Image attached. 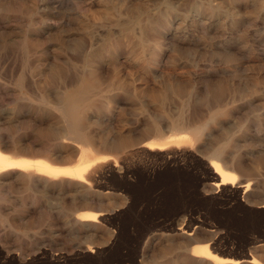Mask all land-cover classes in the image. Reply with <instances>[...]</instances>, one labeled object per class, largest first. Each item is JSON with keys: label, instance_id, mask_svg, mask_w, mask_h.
<instances>
[{"label": "rangeland", "instance_id": "rangeland-1", "mask_svg": "<svg viewBox=\"0 0 264 264\" xmlns=\"http://www.w3.org/2000/svg\"><path fill=\"white\" fill-rule=\"evenodd\" d=\"M82 80L103 90L92 146L110 158L85 186L4 172L0 264H264V0H0L6 142L54 144L39 97ZM179 114L207 119L192 146L142 145L147 123ZM120 134L127 145L103 149L99 136ZM216 163L233 185L213 183ZM200 242L232 260L200 256Z\"/></svg>", "mask_w": 264, "mask_h": 264}, {"label": "bare ground", "instance_id": "bare-ground-1", "mask_svg": "<svg viewBox=\"0 0 264 264\" xmlns=\"http://www.w3.org/2000/svg\"><path fill=\"white\" fill-rule=\"evenodd\" d=\"M149 27H151V25H149ZM100 80L101 79H99V81ZM99 83H101V81ZM106 86L109 85L107 84ZM102 91L99 87H97V85H95L94 81L82 80L80 81V84L74 89L65 90L57 95H51L49 93L41 95L39 99H47L48 101H50L51 108L56 111V124L52 127H50V125L48 126L49 129L51 128L50 133L52 135L51 137L54 139V144L49 142L47 143L45 140L36 139L34 137H28V142L25 143H21L20 139H12L6 142L5 136L0 135V154L8 158L7 163H15L21 165L17 168H9L6 165L0 167V178H2L3 174H5L4 172L8 173L12 171L16 173L14 175H19L29 180L38 179L43 182H47L55 179H60L64 182L69 183V181H73L80 186H85V184L90 181L88 179V174L92 166L108 161L110 158L109 154L99 151L92 146V144L97 139L96 136L92 133L91 127L92 124L96 121L93 117L94 112L98 111L100 108L98 101L101 100L103 96ZM158 94L159 93L156 91L152 92L153 98L157 99L158 97H160ZM163 94L161 95V99L164 101V99L166 98V94ZM114 96V98H116L121 95L117 96L115 94ZM122 97H124L125 99H129L131 95L128 93V91H125V93L122 94ZM36 98H38V96ZM219 103L220 102H216L217 107H219ZM209 114L210 118L213 117L215 113L211 110V113ZM199 120L200 117L198 116L195 118L193 117L192 119H186L182 116V114H179V116L172 120L168 125H164V121V123H161L159 120H153L146 125V130L149 132V134L147 135L146 140H144L145 142L142 141V145L148 147L149 149H158L159 151L166 148L169 149V147H171L172 149V147L176 148L192 146L194 142H196L200 138L207 123V119L202 123H197ZM129 140L130 139L127 137V135L123 134L113 136L111 139H108L106 136H99V141L103 145V149L110 150L118 149L127 145L129 143ZM219 148H221V145L218 146L217 150ZM53 149L65 150L67 152L66 156L62 158H52L50 156V153ZM77 151L80 154L77 160L74 162H67L70 161V156H72V154L76 153ZM30 152L37 154L34 156H27L26 153ZM74 156L75 155H73V157ZM224 167H222L218 163H216L214 166V172L216 173L215 175L217 179H215L213 183L216 186L228 182L231 183V185H233L234 183L235 174L232 171L234 169L229 170L227 169L228 167ZM249 183L250 181H247V185ZM98 195L102 196L101 193H98ZM108 196L111 197L110 194H108ZM84 204H89L87 198H85ZM105 208V206L101 205L97 206V208L95 209H86L83 213L84 216L81 217L87 220H94L96 219V216L99 215ZM188 232L192 233L190 231ZM194 247L200 256L216 257L222 262H228L232 260L228 257L217 256L211 251L208 243L200 242ZM254 259L252 258L250 259V261L254 263ZM238 260H235V262H238Z\"/></svg>", "mask_w": 264, "mask_h": 264}, {"label": "snow or ice", "instance_id": "snow-or-ice-1", "mask_svg": "<svg viewBox=\"0 0 264 264\" xmlns=\"http://www.w3.org/2000/svg\"><path fill=\"white\" fill-rule=\"evenodd\" d=\"M8 158L4 157L2 154H0V167L7 166L9 168H17L20 167V164H15V163H7Z\"/></svg>", "mask_w": 264, "mask_h": 264}]
</instances>
